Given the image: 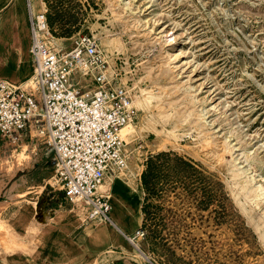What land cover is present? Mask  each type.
<instances>
[{
    "label": "rangeland",
    "instance_id": "1",
    "mask_svg": "<svg viewBox=\"0 0 264 264\" xmlns=\"http://www.w3.org/2000/svg\"><path fill=\"white\" fill-rule=\"evenodd\" d=\"M30 9L47 10L60 47L78 32L92 34L127 87L135 119L123 140L125 167L107 192L112 210L121 187L131 186L141 198L140 218L135 229L124 224V235L138 228L144 235L140 251L120 245L116 232L112 240L78 237L101 220H87L81 202L61 198L58 209L74 223L65 225L70 249L64 251L65 237L48 233L51 249L42 237L47 227L60 229L59 212L16 229L0 221V264H264V168L257 162L264 161V0H0V19L10 13L16 34L26 26L29 38ZM161 28L174 33V43L163 46ZM11 46L2 59L13 61L11 77L18 78L1 73L0 80L30 90L29 76L17 72L21 44ZM29 46L28 40L24 52L34 68ZM199 83L196 91L183 90ZM139 89H146L142 98ZM42 142L34 130L13 146L0 139V201L9 203L3 206L45 209L54 194L60 198L49 187L54 168ZM240 165L252 178L248 184ZM18 172L39 185L37 200L10 194Z\"/></svg>",
    "mask_w": 264,
    "mask_h": 264
},
{
    "label": "built area",
    "instance_id": "2",
    "mask_svg": "<svg viewBox=\"0 0 264 264\" xmlns=\"http://www.w3.org/2000/svg\"><path fill=\"white\" fill-rule=\"evenodd\" d=\"M28 28L36 74L30 90L0 80V139L13 146L34 130L45 157H54L49 187L83 202L87 220L110 221L111 199L101 187L126 164L121 132L135 119L128 89L92 34L78 32L60 47L46 9H30ZM143 235L139 228L126 239L140 251Z\"/></svg>",
    "mask_w": 264,
    "mask_h": 264
},
{
    "label": "bare ground",
    "instance_id": "3",
    "mask_svg": "<svg viewBox=\"0 0 264 264\" xmlns=\"http://www.w3.org/2000/svg\"><path fill=\"white\" fill-rule=\"evenodd\" d=\"M35 2H36V0H35ZM23 23L25 25L26 22L23 21ZM21 30L23 31V34L25 35V38L22 39L23 44H21V49L23 52L22 53V55H23V57H22L23 58L22 59L23 60V66H21L20 71H17V72L20 74H23V75L27 74L29 76V84H32V79L35 77L36 70H35V67L34 68L29 67L30 65H32V63L28 60L27 55L24 52L26 50V47L28 45V40H29L27 32H26V26L25 27L23 26V28ZM157 34H160L159 39H161V43L163 44V46L164 45L168 46L169 44H172L175 42L174 33L168 32L164 28L159 29ZM2 46H3V44L0 45V52H1ZM165 54L168 55V52L165 51ZM14 66H16V65L13 63V61L9 62L7 65L1 67L2 68L1 73L7 74L8 73L7 69H8V71L10 70V72H11L12 70H14ZM12 74L14 75L15 72L13 71ZM15 77H17V76L15 75ZM5 78L11 79V80L14 79V78H8V77H5ZM200 86H201L200 83L197 86L188 85L187 87H183V90H185L186 92L189 90L196 91V89ZM145 90L146 89H139L138 93H139L140 98H142V96H144ZM192 97H194V99H196V96L193 95ZM139 102H142V101H139ZM130 126H131V124L127 125L123 129V131L121 132L122 139L124 141H127L126 135L131 132ZM239 130H240L241 135L246 136L245 131H243L241 128ZM253 146L254 145H251L250 148H252ZM257 149H259V147H257ZM257 162L260 164V169L262 170L264 168L263 159L258 158ZM15 163H17V162H15ZM238 169L245 174L244 175L245 176V180H244L245 184L250 183L252 178L249 175V173H247L248 171L241 165L238 167ZM112 177L108 178V183L105 182V184L102 185V187H101L102 190L109 191V184L112 180ZM258 177H259V179H262L263 176L261 174H259ZM140 204H141V198L138 197L134 193V191H132L130 185H127V187H121V189L118 192V195L116 197H114V200L112 202V210L110 213L111 220L110 221H104L105 223H102L103 220H101L100 222L97 223V225L95 227H93L92 225H87L77 236L81 237V238H87V239L91 238V239H95V240H102V239H105V240L111 239L112 240V238L114 237L113 232H116V234H118V236L120 237V240H121L120 245H123L127 241V239H126L127 235H124V230H125L124 224L125 223L128 224L130 229H135L136 227H138V220L140 218V212H139ZM86 210H87V208L84 205V203L82 202L81 203V211L86 212ZM57 218H58V222L60 223V225H62L60 227V229H58L56 234H55L54 233L55 230H53V228L47 227L46 229H44L42 231V237L44 239H47V241H45V242L48 245H50V249L52 248V244H49L50 239L47 237L48 233L54 235L55 237L60 238L61 241H62V238L65 237L64 251H68L70 249L69 245H71V243L69 242V239L66 236V232L68 230L67 228H65L67 216L65 215L64 212H60L58 214ZM69 222H70V226L74 225V223L72 221L67 220V223H69ZM108 226L111 227L112 229H109ZM135 252L138 255H140L137 250H135Z\"/></svg>",
    "mask_w": 264,
    "mask_h": 264
},
{
    "label": "crops",
    "instance_id": "4",
    "mask_svg": "<svg viewBox=\"0 0 264 264\" xmlns=\"http://www.w3.org/2000/svg\"><path fill=\"white\" fill-rule=\"evenodd\" d=\"M10 9H11V7L9 8V11H10ZM9 14H8V16L1 17V19L4 18L6 20L5 21L6 23L4 25H2V27H0V34H1L0 44H3L1 52H0V74H1V70H2L1 67L7 65V64H4L3 59H2L3 50L7 47L11 50L12 49L11 44H23L22 39L25 38V35L23 33L17 35L16 32L18 29L15 26H11L9 24V18L11 16V14L10 15ZM28 17H29V15H28ZM27 24H28V18H27ZM10 28L12 30H10ZM28 34H29V42L31 43L29 28H28ZM29 48H30V46H29ZM28 53H29V50H28ZM7 72L11 77V74L13 72L12 71L10 72V70L8 71V69H7ZM11 78L17 79L18 77L12 76ZM49 160H52V162L51 161H48V162L51 163L49 165L53 167L54 157L52 159H49ZM28 171H30V170H28ZM15 176L17 177L16 181H15L17 183L16 184L17 186L15 185L14 187H12V189L10 190V194L18 191V192H22V193H20V195L26 194V196L30 200H32V199L37 200L39 196H35L33 193H35L34 188L35 187L39 188V185H34V184H31L30 182H28V183L25 182L24 174H20L19 172L14 174V177ZM42 181H44V180H42ZM33 183H35L34 180H33ZM39 183H41V181ZM3 193H4L3 187L0 186V198L4 197ZM59 195H60V198L58 197V195L54 194L52 201L50 202V204L45 209L44 208L43 209L38 208V209L33 210L30 208V206L22 205L23 206L22 207L21 205L16 206L13 204H10V206H3L4 203H7V205L9 203L7 201H0V205H1L0 221L3 222L5 226L10 227V229L20 228L26 220H29V221L39 220V218L43 217L45 220L49 219V221H52V220H54V218H56L57 212H59V213L63 212L61 209H58V208H63L62 207L63 202H61V198L63 199V197H61L62 194L60 192H59ZM65 211L66 210H64V212ZM68 221H72L71 218H68ZM132 233H130L129 235H131ZM129 235H127V236H129ZM126 242L128 243V241H126Z\"/></svg>",
    "mask_w": 264,
    "mask_h": 264
},
{
    "label": "trees",
    "instance_id": "5",
    "mask_svg": "<svg viewBox=\"0 0 264 264\" xmlns=\"http://www.w3.org/2000/svg\"><path fill=\"white\" fill-rule=\"evenodd\" d=\"M47 21H48L49 28L51 29L50 24H49L48 17H47ZM51 30H52V29H51ZM150 170H151V169H150V166H148V171H145V172L142 173L141 181H142V184H143L144 186H145L146 183H147V177L150 176V172H151ZM148 180H149V178H148ZM143 226H144V224H143Z\"/></svg>",
    "mask_w": 264,
    "mask_h": 264
}]
</instances>
